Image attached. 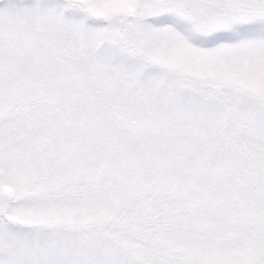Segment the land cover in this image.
<instances>
[{
    "label": "snow or ice",
    "instance_id": "6c2138e0",
    "mask_svg": "<svg viewBox=\"0 0 264 264\" xmlns=\"http://www.w3.org/2000/svg\"><path fill=\"white\" fill-rule=\"evenodd\" d=\"M0 264H264V0H0Z\"/></svg>",
    "mask_w": 264,
    "mask_h": 264
}]
</instances>
